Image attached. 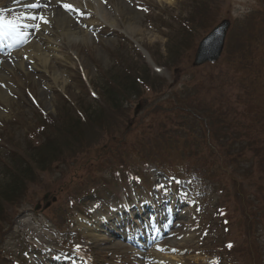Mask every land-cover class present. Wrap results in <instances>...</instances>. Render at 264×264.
Returning <instances> with one entry per match:
<instances>
[{
	"label": "rangeland",
	"instance_id": "374dc122",
	"mask_svg": "<svg viewBox=\"0 0 264 264\" xmlns=\"http://www.w3.org/2000/svg\"><path fill=\"white\" fill-rule=\"evenodd\" d=\"M125 1L133 36L98 24L65 39L74 64H0V264H264V0ZM224 18L220 59L192 68Z\"/></svg>",
	"mask_w": 264,
	"mask_h": 264
},
{
	"label": "bare ground",
	"instance_id": "6f19581e",
	"mask_svg": "<svg viewBox=\"0 0 264 264\" xmlns=\"http://www.w3.org/2000/svg\"><path fill=\"white\" fill-rule=\"evenodd\" d=\"M63 3L73 5L74 10H65L61 6ZM32 4H39L40 6L30 7L29 5ZM0 16L8 20L19 18L22 25H27V27L20 28L23 36H0V42L4 49L0 52L4 54L3 56L0 55V64L7 67H20L24 71L37 69V67L49 68L51 61L59 59L69 60L71 64H74L69 58L68 52L64 53V45L70 46V41L73 40H78L77 42L84 45L86 42L95 41V33L102 31V27H98V24H105L110 29L118 28L121 25L128 36H133L134 33L140 31L136 15L125 0H0ZM31 16H35L37 19H30ZM40 17L48 22L44 23L39 19ZM65 39L70 40L68 44L65 43ZM130 65L134 66V63L131 61L129 67ZM60 76L54 75L52 80L58 83ZM3 79L4 76L2 75L0 97L7 100L8 92L3 86ZM61 83L60 86L63 88V77ZM59 116L57 107L54 105V114L51 118L57 119ZM26 134H29L27 130ZM122 207L129 206L125 204ZM137 207H140L138 209L140 213L144 211L146 206L143 201H137ZM125 209L129 210L128 208ZM169 211L172 212V209ZM83 223L79 225L81 227L88 225L93 227L86 221ZM157 232L154 229L152 235L156 237L155 233ZM88 235L100 236L94 230L88 231ZM142 246L143 244L140 242V247Z\"/></svg>",
	"mask_w": 264,
	"mask_h": 264
},
{
	"label": "water",
	"instance_id": "95a60500",
	"mask_svg": "<svg viewBox=\"0 0 264 264\" xmlns=\"http://www.w3.org/2000/svg\"><path fill=\"white\" fill-rule=\"evenodd\" d=\"M229 25V20L223 19L199 41L191 63L193 67L215 62L220 57Z\"/></svg>",
	"mask_w": 264,
	"mask_h": 264
},
{
	"label": "snow or ice",
	"instance_id": "6c2138e0",
	"mask_svg": "<svg viewBox=\"0 0 264 264\" xmlns=\"http://www.w3.org/2000/svg\"><path fill=\"white\" fill-rule=\"evenodd\" d=\"M29 6L35 8V7H39L40 5L32 4ZM61 6L67 11L74 10V6L71 4L63 3ZM29 18L37 19V17L35 16H31ZM39 19L42 20L44 23L48 22L43 17H40ZM21 27H27V25H22L20 23L19 18H13L11 20H8L5 17L0 16V36H12V37L23 36L24 34L20 31ZM229 247H231V245H229Z\"/></svg>",
	"mask_w": 264,
	"mask_h": 264
},
{
	"label": "trees",
	"instance_id": "16d2710c",
	"mask_svg": "<svg viewBox=\"0 0 264 264\" xmlns=\"http://www.w3.org/2000/svg\"><path fill=\"white\" fill-rule=\"evenodd\" d=\"M226 50H228L229 52L228 53H230V48L229 49H226ZM239 64H240V62H237V65H236V67L237 68H239ZM218 73V83H220L221 84V82H219V80H220V78H221V73H219V72H217Z\"/></svg>",
	"mask_w": 264,
	"mask_h": 264
}]
</instances>
